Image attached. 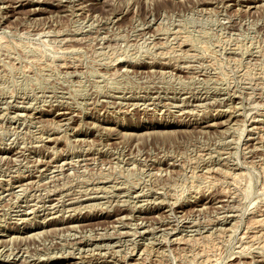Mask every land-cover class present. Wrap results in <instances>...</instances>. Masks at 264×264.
Masks as SVG:
<instances>
[{
  "label": "rangeland",
  "instance_id": "rangeland-1",
  "mask_svg": "<svg viewBox=\"0 0 264 264\" xmlns=\"http://www.w3.org/2000/svg\"><path fill=\"white\" fill-rule=\"evenodd\" d=\"M0 264H264V0H0Z\"/></svg>",
  "mask_w": 264,
  "mask_h": 264
}]
</instances>
